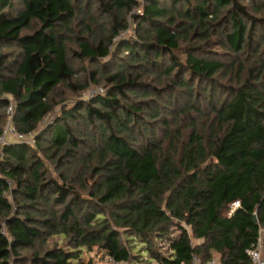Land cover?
I'll return each mask as SVG.
<instances>
[{
	"label": "trees",
	"instance_id": "obj_1",
	"mask_svg": "<svg viewBox=\"0 0 264 264\" xmlns=\"http://www.w3.org/2000/svg\"><path fill=\"white\" fill-rule=\"evenodd\" d=\"M138 6L0 0V136L7 117L34 135L0 146V264L141 263L133 238L157 264H251L260 238L264 254V0H147L113 48Z\"/></svg>",
	"mask_w": 264,
	"mask_h": 264
},
{
	"label": "rangeland",
	"instance_id": "obj_2",
	"mask_svg": "<svg viewBox=\"0 0 264 264\" xmlns=\"http://www.w3.org/2000/svg\"><path fill=\"white\" fill-rule=\"evenodd\" d=\"M137 1L139 3V6L137 8H135V10H133L130 14H128V17H127L128 28L125 29V30L120 31L119 35L114 39V42L116 44H115V46L113 48L117 47V42L119 40H121V39H123L125 37L126 38H132V37L136 36V33H137L136 24H137V22L135 20V17H133V15L141 14L143 12V10H144L143 6L147 2V0H137ZM255 39H257V40L259 39L257 35L255 36ZM185 51H186V49L182 48V50L179 52L181 54L180 56L185 58V54H184ZM263 51H264V49H263ZM122 56L124 57V55H122ZM74 63H76L77 66L79 65L78 62H74ZM93 68H94V66L91 65L90 69H93ZM79 73L83 75L82 77H85V72H79ZM145 79H150V81H152L153 83H155L158 86L162 85V83H160L161 81L156 80V79H159V78L157 77V75L155 73H151L148 76V78H145ZM222 81L228 83L230 81V77L223 76L222 77ZM66 88H67L66 86H63L62 88H60L57 91V95L61 93L62 95L60 94L61 96H59V99H61L60 97L64 98L65 99L64 103L69 105V104H73V102L77 98H79V99H88V93H89L90 89L99 90V88H103L104 89V93H105L107 91L108 86L105 84V82H102V81H100V83L92 82L91 85L87 88V90L82 91L78 95H72V93ZM99 94H101V93H99ZM62 103L63 102H61V100L58 102V104H57V106H56V108L54 110V113L51 115L52 118H55V115L59 114L62 111V108H63V104ZM10 124H11L10 123V117H7L5 128L10 126ZM72 125L77 126L79 128V130H81V131H85V122H83V121H81V122L77 121V122H74V123L72 121ZM40 153L42 154V156L45 159L46 163L50 166L51 171L55 173V168H54L55 167L54 166L55 162L52 159L49 158V155H47V154H50V151L45 153L44 150L42 148H40ZM0 160H1V152H0ZM66 165L68 166V173H69L68 177L72 178L73 182L76 185L82 187V182H83L82 181L83 180V178H82V170H83L82 166H83V163L80 162V161H77V160H73L71 162H68V164H66ZM88 181H89L90 186L87 189L84 188L85 191L87 192V194L90 191L95 189V185H96L95 182L97 181V178L95 177V179H94L91 176V177H89ZM133 239L134 240L131 241V243H132V245L134 247L133 251L136 254L143 255V258L140 260L141 263L124 262V263H121V264H157V262L155 260H152L150 258V256L147 254L146 249L144 248L145 246L141 242V240L139 238H133ZM65 244H66V239L64 237L56 236V237H51L48 240L47 247H52V246H55V245L64 246ZM83 257H84V260H85L86 263H89L90 260L93 259L92 264H106L105 263L104 254L98 252L97 248H95L94 252H92V253L85 251V253L83 254Z\"/></svg>",
	"mask_w": 264,
	"mask_h": 264
},
{
	"label": "built area",
	"instance_id": "obj_3",
	"mask_svg": "<svg viewBox=\"0 0 264 264\" xmlns=\"http://www.w3.org/2000/svg\"><path fill=\"white\" fill-rule=\"evenodd\" d=\"M99 93H104V89L103 88H99V90L90 89L88 93V98H91ZM13 111H14V105H11L8 108L7 112L11 115ZM51 120H52V117L47 116L44 121L47 122ZM18 141L34 143V135L33 134L25 135L23 133H20L17 130V128L11 123L10 126L5 128L3 134L0 136V146L7 144V143L18 142ZM239 206H240V201H235L234 203H232L231 213L234 212V210L238 208ZM247 252H248V255L250 256L251 264H264V254H263L261 238L259 239L258 245L252 249H249ZM105 263L106 264H121L120 262L116 261L114 258L110 256H106ZM191 264H202V262L200 258L195 255L193 257V261ZM207 264H214V262L212 261Z\"/></svg>",
	"mask_w": 264,
	"mask_h": 264
},
{
	"label": "water",
	"instance_id": "obj_4",
	"mask_svg": "<svg viewBox=\"0 0 264 264\" xmlns=\"http://www.w3.org/2000/svg\"><path fill=\"white\" fill-rule=\"evenodd\" d=\"M256 220H257V218H256Z\"/></svg>",
	"mask_w": 264,
	"mask_h": 264
}]
</instances>
